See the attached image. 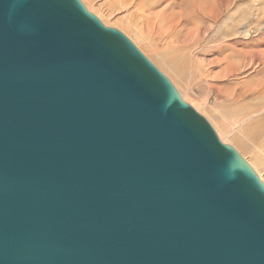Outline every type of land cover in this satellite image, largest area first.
<instances>
[{"label":"water","instance_id":"water-1","mask_svg":"<svg viewBox=\"0 0 264 264\" xmlns=\"http://www.w3.org/2000/svg\"><path fill=\"white\" fill-rule=\"evenodd\" d=\"M0 264H264V184L79 0H0Z\"/></svg>","mask_w":264,"mask_h":264},{"label":"rangeland","instance_id":"rangeland-1","mask_svg":"<svg viewBox=\"0 0 264 264\" xmlns=\"http://www.w3.org/2000/svg\"><path fill=\"white\" fill-rule=\"evenodd\" d=\"M97 1L102 3L101 0ZM85 2H87V0H85L84 3ZM109 3L110 2H106L104 6H106L107 9L114 7L113 9H115L116 13V4L112 2L115 6H109ZM165 4L166 2H160L156 10L159 11ZM146 5H148V3ZM190 5L191 3L187 4V6ZM182 7L184 8L185 6ZM183 8L175 7V10L179 11ZM139 13L137 16L133 14L136 20L141 15V13ZM149 17L151 21H141L140 23L144 32H148L150 29L152 32L154 30L155 19H153L152 16ZM215 20L216 22H211V18L209 17L205 18V20H197L195 25L184 23L185 27L188 29V33H178L177 39L182 41L183 38L190 33L188 36L192 42H189V38L187 37L188 40L186 42L188 45L184 44L185 46H182H188L185 50H187L188 54H192V58L187 57L182 60L187 65L184 64V69L179 72L173 68H168L160 55L157 56L159 59L158 61L154 52L151 51L150 53L149 49L146 50L143 43L136 41L134 37L132 38L142 49V52L149 56L148 58L150 61L156 65L157 63L160 64V66L162 64V68L164 69L165 67L167 68L165 69L166 73L164 69L162 70L174 86L178 83L182 89H184L185 85L190 86L191 92L188 95V102L198 107L206 103V107L203 108L202 112L209 118L212 114H215L216 111L218 112L220 117L216 121L224 128L222 136L226 137L227 145L236 146L240 154L254 167L261 177L263 176L264 179V0H223L221 14ZM122 24L123 23H113V25L110 26H116L115 28L119 27L126 32L127 29H125V25ZM154 31H156V27ZM191 31H193L194 34L191 33ZM191 34L193 35V40L191 39ZM146 35L147 34H145V36ZM246 38H248L250 40L249 43L252 44L250 50L262 51L260 57L263 59L261 65L262 69L259 70L261 72L259 74H254L259 68L255 69L256 71L254 70V72H252L253 75L251 74L248 79L243 78V76L247 74V71L244 69L239 70L241 75L239 71L235 76L231 75L235 73L234 70L238 68L240 64L238 60L242 54H239L238 51L244 49L243 42H245ZM190 61L193 63V66H191ZM226 62L229 65L230 72L227 73L228 78H221V70L226 65ZM233 65L235 66L233 67ZM160 66L159 68H161ZM250 68L248 72H250ZM188 74H190V76H188ZM242 87H244V95L241 91ZM253 90H256V92L251 94ZM242 95L243 99L237 100L236 97ZM247 124L258 133L249 132V129L245 128ZM233 127H236V130H234L235 136L232 132ZM241 135H246V137L250 139L245 140L246 138L244 139Z\"/></svg>","mask_w":264,"mask_h":264},{"label":"bare ground","instance_id":"bare-ground-1","mask_svg":"<svg viewBox=\"0 0 264 264\" xmlns=\"http://www.w3.org/2000/svg\"><path fill=\"white\" fill-rule=\"evenodd\" d=\"M79 1L84 6L85 10L87 12H89L90 14L94 15L105 27L113 28V29H116L119 32H121L128 40H130V42L149 61H150V59L148 58L149 56L146 55L144 52H142V49L138 46L136 41L143 43L146 50L149 49L150 53H151V51L154 52V55L156 58L158 55L162 56L163 61H164V63H166L168 68H173L178 72L182 71L184 69L185 63L182 60L187 58V57L192 58V54H188L187 50H185V49H187L188 46L187 47L182 46L184 44L188 45L186 41L188 40V38H189L188 35L190 33L187 36H185L186 38L188 37L187 39L185 37L183 38V40L186 39V40H184V42H183V40L179 41L177 39L178 33L179 34L180 33H186V34L188 33V29H187V27H185L184 23H190V24L195 25L197 20H205V18H209V17L211 18V22H216L215 19L218 18L221 14L222 2H223V0H154V1H150V0H101L102 3H100L97 0H93V1L87 0V2H85V3H84L85 0H79ZM111 1L116 4V9H117L116 13H115V9H113L114 7L107 9L106 6H104V4L106 2H110L109 6L110 5L115 6ZM160 2H166V4L159 11H157L156 9L160 5ZM147 3H148V5H146ZM188 3H191V5L187 6ZM182 6H185V7L183 8ZM175 7H179V8H183V9L176 11ZM139 12L141 13V15L136 20V17L135 16L133 17V14H136V16H137V14ZM149 16H152V18L155 19L154 26L156 27V31H154L155 30V27H154L153 32L150 31L151 30L150 28H149L150 30H148V32H146V31L144 32L143 27L140 25V23H141V21H147V22L151 21V18ZM112 22L114 24L115 23H117V24L123 23L125 25V29H127L126 32L119 27L115 28L116 26L115 27L110 26V25H113ZM144 26H145V23H144ZM193 31H191V33H193ZM145 34H147V35L145 36ZM196 35H197V33H196ZM246 35H247V32H246ZM192 36L193 35L191 34V39H192ZM132 37H134V39L136 41ZM190 41L191 40L189 38V42ZM249 41L250 40L248 38H246L245 42H243V48L244 49H241L238 51V53L242 54V56L238 60V62L240 61L239 62L240 64H239L238 68H236L237 70L236 69L234 70L235 73L231 74L232 76H235L239 70H243V69L247 71V74L243 76V78H245V79H248L251 76L252 72H254V70L257 68H259V69H258V71L255 70L256 72L254 74H259L261 72L259 70L262 69L261 65L263 63V59L260 57V54L262 51H256V50L251 51L250 47L252 44H250ZM183 50H185V51H183ZM227 59H228V57H227ZM158 61H159V59H158ZM150 62L171 82V80L165 74L166 73L165 69H167L166 67L164 69V68H162V64L160 66V64H158V63L156 65L152 61H150ZM160 63H162V62H160ZM185 65H187V64H185ZM224 65H225V63H224ZM159 66L161 68H159ZM191 66H193L192 62H191ZM234 66L235 65H233V67ZM189 68H191V67H189ZM249 68H250V72H248ZM162 69H164L165 73L163 72ZM229 72H230L229 65L226 62V65L221 70V73H222L221 78H228L227 73H229ZM239 74L241 75L240 71H239ZM188 76H190V74H188ZM209 77H211V76H209ZM222 81H223V79H222ZM171 84L173 85V87L175 88L176 92L178 93V95L180 96V98L182 99L183 102L190 105L199 115L205 116V117L204 116H202V117L212 127L217 138L221 141L222 144L224 143L227 145L226 137L222 136V131L224 130V128L221 127V125H219L216 121L220 117L218 115V112L216 111L215 114L211 113L212 116L209 115L210 116V118H209L208 116H206L204 114V112H202L203 108L206 107L205 106L206 103H203V106L198 107V106L188 102V95L191 92L189 85H185V87L183 86L184 89H182L178 85L179 83L176 84V86H174V84L172 82H171ZM241 91L243 92V95H244V87L241 88ZM255 92H256V90L255 91L253 90V93H251V94H254ZM243 95L236 97L237 100H242ZM203 100H205V99H203ZM205 111H206V109H205ZM224 122H225V120H224ZM227 125H228V123H227ZM245 128H248L249 132H251V133H258V132H255L250 127L249 124L245 125ZM234 130H236V127L232 128L233 135H234ZM241 136L244 139L246 138L245 140L250 139V138L248 139L246 137V135H241ZM231 147L251 167V169L254 171V173L257 175V177L260 179V181L264 184L263 176L261 177L258 174V172L254 169V167L240 154V152L237 150L238 148L236 149V146L233 147L231 145Z\"/></svg>","mask_w":264,"mask_h":264},{"label":"clouds","instance_id":"clouds-1","mask_svg":"<svg viewBox=\"0 0 264 264\" xmlns=\"http://www.w3.org/2000/svg\"><path fill=\"white\" fill-rule=\"evenodd\" d=\"M15 6H16L15 4L12 5L13 8H15Z\"/></svg>","mask_w":264,"mask_h":264}]
</instances>
